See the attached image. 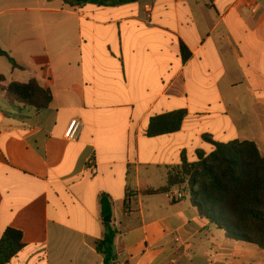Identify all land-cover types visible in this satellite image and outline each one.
Returning a JSON list of instances; mask_svg holds the SVG:
<instances>
[{"label":"crops","instance_id":"obj_1","mask_svg":"<svg viewBox=\"0 0 264 264\" xmlns=\"http://www.w3.org/2000/svg\"><path fill=\"white\" fill-rule=\"evenodd\" d=\"M0 48L15 64L0 56V241L13 228L24 243L10 264H103V196L113 263L264 264L200 217L187 184L168 187L183 156L214 151L205 136L264 153V0H0ZM32 80L52 93L47 109L8 100ZM182 109L179 132L147 136L153 117Z\"/></svg>","mask_w":264,"mask_h":264},{"label":"trees","instance_id":"obj_2","mask_svg":"<svg viewBox=\"0 0 264 264\" xmlns=\"http://www.w3.org/2000/svg\"><path fill=\"white\" fill-rule=\"evenodd\" d=\"M62 1L72 7H117L140 0ZM181 52L185 60L190 59L191 53L183 44ZM0 56L15 65L10 54L1 48ZM4 81L0 75V84ZM5 90L11 104L37 111L47 109L53 99L52 93L36 80L26 84L12 83ZM187 115V111L182 109L153 117L147 136L153 138L179 132ZM204 139L214 146V151L209 155L199 151L195 163H188L183 156V165L173 169L168 177V187L187 184L192 204L200 217L224 231L228 239L252 244L264 251V155L254 142L235 140L220 143L207 136ZM101 206L103 216L112 218L113 204L108 196L102 197ZM105 225L107 234L96 241L95 248L103 257V264H114L118 230L111 223ZM23 247V233L8 228L0 241V264H10Z\"/></svg>","mask_w":264,"mask_h":264},{"label":"built area","instance_id":"obj_3","mask_svg":"<svg viewBox=\"0 0 264 264\" xmlns=\"http://www.w3.org/2000/svg\"><path fill=\"white\" fill-rule=\"evenodd\" d=\"M81 129H82V123L79 120H77V119L71 120V122L69 123V125L66 129V132L64 134L65 139L68 141H75L77 139ZM88 170L91 172V175H93V176L98 174V168L94 164L93 161L89 162ZM169 196L173 200H176V199H182L184 195L181 192L177 191L176 193L169 194ZM114 264H120V263L115 262Z\"/></svg>","mask_w":264,"mask_h":264},{"label":"water","instance_id":"obj_4","mask_svg":"<svg viewBox=\"0 0 264 264\" xmlns=\"http://www.w3.org/2000/svg\"><path fill=\"white\" fill-rule=\"evenodd\" d=\"M105 222L106 223H111L112 222V218L111 217H106L105 218Z\"/></svg>","mask_w":264,"mask_h":264},{"label":"rangeland","instance_id":"obj_5","mask_svg":"<svg viewBox=\"0 0 264 264\" xmlns=\"http://www.w3.org/2000/svg\"><path fill=\"white\" fill-rule=\"evenodd\" d=\"M263 150V152H264V149H262ZM264 154V153H263Z\"/></svg>","mask_w":264,"mask_h":264}]
</instances>
